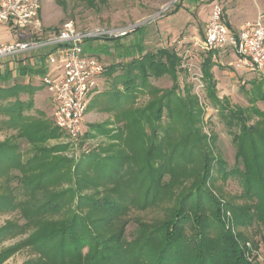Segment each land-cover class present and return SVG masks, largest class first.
<instances>
[{
    "label": "trees",
    "instance_id": "16d2710c",
    "mask_svg": "<svg viewBox=\"0 0 264 264\" xmlns=\"http://www.w3.org/2000/svg\"><path fill=\"white\" fill-rule=\"evenodd\" d=\"M56 2L65 7V0ZM76 2L96 7L95 0ZM178 64L165 48L127 63L125 100L116 107L119 127L92 126L85 136L95 137L93 130L110 143L77 162L56 155L62 146H44L59 133L42 113L39 118L23 114L32 101L4 102L26 88H0V127L31 146L25 154L12 138L0 142V214L17 216L0 228V245L25 236L0 249V264L22 249L34 256L22 264H253L240 246L251 240L238 231L253 224L264 230V112L254 109L260 120L249 124L251 114L220 101L209 71L211 56L204 59L207 99L235 147V166L229 169L213 155L216 136L202 133V111L191 88L184 87L183 97L175 95ZM164 76L175 83L173 89L148 84L149 78ZM138 92L149 99L133 107ZM254 92L264 102V86ZM215 174L237 182L242 204L212 192ZM132 210L154 215L132 217ZM226 213L236 234L225 228ZM131 222L136 228L128 238Z\"/></svg>",
    "mask_w": 264,
    "mask_h": 264
},
{
    "label": "rangeland",
    "instance_id": "374dc122",
    "mask_svg": "<svg viewBox=\"0 0 264 264\" xmlns=\"http://www.w3.org/2000/svg\"><path fill=\"white\" fill-rule=\"evenodd\" d=\"M190 1L191 0H95V8H89L84 4L76 2V0H65V7L58 5L56 0H38V3L40 6L39 11L43 26L44 28H49V32L58 31L66 22H71L74 27L79 30L96 26H125L126 24L146 19L158 12L160 9L165 8L163 17L139 27L138 32L149 26V24L152 26L155 23L160 30L165 28L166 33L168 29H171V37L173 40H170L171 38L166 37L170 34H166V36L164 35L165 40L162 44H159L158 42L153 45H149L147 49L150 52H156L157 50L165 48L167 50H172L175 53L176 50H180L178 49L180 45H182V47L191 46V43L180 44L177 43L179 39L174 40L176 38H174V36L178 35L184 27H190V21L196 24L195 14H191L187 11L190 8ZM226 1L227 0H223L222 2L223 8H226ZM232 1L239 3L238 0ZM246 1L248 0H245V3ZM250 5L251 4H247L244 6ZM211 8L212 6L210 5V11ZM246 9L254 11L255 7L252 4ZM240 14L243 15L242 13ZM204 19L205 15L202 14L199 20L203 21ZM136 32L133 33L130 38L136 37L138 35V32ZM24 34L25 35L21 37V40H26L27 34ZM0 39L3 41L8 40L9 38L4 35V37H0ZM125 39L126 38H123L120 41ZM109 52L112 55L114 54L113 50H109ZM218 53L219 54L209 53L207 55H197L195 53L194 56L196 57L194 58L193 56L191 60H188L187 62L184 61V65H182L181 59L177 57L179 59L176 73L178 90L176 91L175 95L183 97L184 87L191 88L190 95L196 97L198 101V109L202 111V124L200 125L202 133L208 136L210 134H214L216 136V142L212 148L213 155L222 159L230 169L235 166V147L232 144L231 136L229 135V132L219 115L218 109L213 108L210 105V101L207 99L206 84L204 82L202 73V62L209 55L211 56L212 67L209 69V71L212 73L216 83V96L220 99V101L224 102L225 105L234 109L245 111V113L249 115L251 114L252 117L249 119V124H255L258 120H260L258 115L254 113V109L264 112V102L254 96L255 86H259L261 88L264 86V68L261 71H248L238 68L233 54L230 52ZM126 65L127 64L122 66H114L115 71H113L112 74L109 73L110 69L106 70L104 75H102L107 77V79L109 78L110 80L107 81V84L102 85L104 86L103 89H101L102 87L99 85L100 87L95 89L89 95L82 123L83 136L77 145L71 146L66 135L57 129L59 133L58 137L48 140L44 146L49 148L52 146L64 147L65 149L56 153V155L73 159L74 162H77L81 156L96 152L97 150H100V148L106 149L110 143L108 138L105 136L95 135L93 130L92 133L95 137L90 138L85 136V133L91 132V127L95 125L101 126L102 124H105V127L112 130H116L119 127V125L115 122L117 114L116 107L120 106L125 100L123 98V93H125V80L123 78L125 71L123 72V69L126 68ZM199 74H202L201 81L203 83V88H201V90L196 89L197 82L195 80V76ZM148 84L156 87L160 91L171 90L175 87V83H172V80L166 76L159 79L149 78ZM31 90L32 91L30 92L32 93L37 91L36 89ZM137 94V97L131 101V105L133 107H141L149 99L145 93L138 92ZM95 96H98V98ZM116 96L120 98L118 100L119 102L116 101ZM91 98H94L93 101ZM36 100L38 101L40 108L48 114L47 121L50 123V127L56 128L51 119L53 108L51 95L45 92H38V95H36ZM4 102L11 103L7 102V100ZM2 119L3 118L0 117V121ZM10 133L12 132L0 127V142L6 138L13 139ZM13 140L16 142L15 139ZM21 148L24 149L23 147ZM214 176L216 177V182L210 187V189L219 199L229 202L233 205L243 203V200L239 196L240 188L234 179L227 178L223 180L222 178L217 177L216 174ZM131 213L133 214L132 217L139 215L145 219H150L154 215L153 212L144 214L143 212H137L135 210H132ZM15 214V212L9 214H0V228L4 226L8 220H15L17 217ZM223 220L226 222L225 228L232 229L233 234H236L233 226L234 223L232 215L230 213H226ZM22 222L23 221H20V223ZM135 228L136 224L134 222H131L127 226L126 234L128 238ZM238 232L243 233V236L251 240V242L240 244V246L247 249V260L251 261L253 264H264L263 227H257V225L253 224L252 226L241 229ZM24 238L25 236H19L8 239L1 243L0 249L12 247L15 244H18ZM253 244H257V249L253 248ZM12 257H15L16 259L13 262ZM32 257L34 256L31 255L29 249H22L21 251L16 252L6 261H8L9 264H19V262L24 263Z\"/></svg>",
    "mask_w": 264,
    "mask_h": 264
},
{
    "label": "built area",
    "instance_id": "2783aa9c",
    "mask_svg": "<svg viewBox=\"0 0 264 264\" xmlns=\"http://www.w3.org/2000/svg\"><path fill=\"white\" fill-rule=\"evenodd\" d=\"M212 8L203 35L191 41L190 47L175 51L182 61L191 60L194 54L230 52L237 67L248 71L264 68V13L244 22L237 31L223 23V0H208ZM38 0H0V26L26 33L25 41L0 43V62L26 54L39 53L47 67L59 70L57 78L44 76L43 86L52 97V121L66 135L71 146L83 136L82 123L89 95L99 87L98 82L105 66L97 58L86 55L88 41L125 38L146 23L163 16L165 8L146 19L118 27H92L76 29L71 22L56 32L46 31ZM196 56H194L195 58ZM196 89L203 88L202 74L196 75Z\"/></svg>",
    "mask_w": 264,
    "mask_h": 264
},
{
    "label": "crops",
    "instance_id": "0c3cea01",
    "mask_svg": "<svg viewBox=\"0 0 264 264\" xmlns=\"http://www.w3.org/2000/svg\"><path fill=\"white\" fill-rule=\"evenodd\" d=\"M238 1L239 3L232 0H227L225 2L226 8H223V23L227 29L232 31H237L244 22L252 21L258 15L264 13V0H248L246 1V3L245 0ZM247 4H253L255 10L252 11L246 9L251 6H244ZM210 5L211 4L208 2V0L190 1V8L187 11L191 14H195L196 24L190 21V27H184L178 35H175L174 38H176L174 40L179 39L177 43H191L193 39L199 38L203 35L204 29L209 20ZM240 13L244 14L241 15ZM202 14L205 15V19L203 21H200L199 18ZM45 30L50 31L49 28H45ZM136 31L138 32V29ZM132 34L125 37L126 39L123 41H120L123 38L117 40L88 41L84 46V52L86 55L93 56L100 62H102L105 66L106 71L110 69V67L122 66L124 64H127L133 58L139 59L145 53L150 52L147 49L149 45H153L158 42L159 44H162L165 40L164 35L166 36V34H170L166 37L171 38L170 40H173L171 37V29H168L166 33L165 28L160 30L156 23L152 26L151 24H149V26L143 28V30L138 32V35L136 37L130 38ZM0 35V37H4V35H6V37L9 38L8 40L3 41L0 39V43L25 41L21 40V37L25 35L21 30H14L7 26H0ZM27 39L28 36L26 37V40ZM108 49L110 51L113 50L114 54H110ZM39 56L40 52H37L0 62V88L6 89L13 86H21L22 88H26L25 91L18 94V97H11L7 99V102L26 103L28 101H33V107L23 114L28 117L39 118V114L42 113L43 117L48 119V114L40 108L39 103L36 100V95H38V92L48 93L41 80L44 76L57 78V76L59 75V70L44 65L43 58H40ZM103 75L98 82V85H101L102 87L101 89H103L104 87L102 85L107 84V81L110 80ZM31 89H36L37 91L35 93H32L30 92L32 91ZM96 98H98V96ZM93 99L91 98L92 101ZM45 113L47 117L45 116ZM8 131L12 132L10 133L11 135L15 134V131L12 129H9ZM15 140L16 142H13L16 143V145L18 144L20 146V152H25L26 154L27 151H30L31 146L25 140ZM21 147H23L24 149H22ZM15 260V257H12V262ZM21 263L22 262H19V264ZM3 264H9V262L6 261Z\"/></svg>",
    "mask_w": 264,
    "mask_h": 264
}]
</instances>
